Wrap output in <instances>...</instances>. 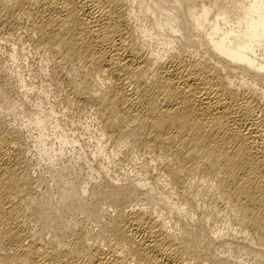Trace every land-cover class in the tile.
Here are the masks:
<instances>
[{
    "label": "bare ground",
    "instance_id": "bare-ground-1",
    "mask_svg": "<svg viewBox=\"0 0 264 264\" xmlns=\"http://www.w3.org/2000/svg\"><path fill=\"white\" fill-rule=\"evenodd\" d=\"M1 39L0 264H264V0H0Z\"/></svg>",
    "mask_w": 264,
    "mask_h": 264
},
{
    "label": "rangeland",
    "instance_id": "rangeland-1",
    "mask_svg": "<svg viewBox=\"0 0 264 264\" xmlns=\"http://www.w3.org/2000/svg\"><path fill=\"white\" fill-rule=\"evenodd\" d=\"M7 45L8 44H5L4 41H2V39L0 40V57L1 58H5L7 55V52H8ZM42 55L43 54H41L40 51L32 50L26 62H22V61L18 62L19 76L16 79L18 81L20 80L23 81V84L26 85V88L24 89L34 88V90H36V88L44 87V86H41L40 84L46 85L48 83L47 77L41 71L42 66H44L46 63V58L45 56H42ZM21 90H22L21 88L18 89V91H21ZM14 92H15V89H14ZM32 97L31 99L33 100L34 98ZM31 99L27 100V103L23 105L24 109L26 110L32 109L33 102ZM43 105H47V102L44 101ZM54 105L60 108L59 106L61 104L54 103ZM5 115H6L5 127L9 129V131L18 130L21 133L22 142L20 143V147L24 155L25 161L29 162V167H30L29 170H30V173H32L33 177L36 175L38 176L45 175L43 169L52 167L51 161H49L51 154H47L52 151L48 150L46 146H50V144H54V146H52V149H55L56 151L59 149V147H64V148L68 147L69 149L70 145L60 146V144L58 143V146H56V140H54V138L56 137L54 136V138H52L51 134L47 139L44 140L43 142L45 143L44 148H40L42 144L41 145L38 144V141L40 140V138H39L37 131L32 126H27V122L24 118L21 119L20 117H17V112H15L13 109L8 112H5ZM83 119L84 117H82V122H78L77 119L75 118L72 120L66 121L67 125H69V126H66V128L73 129V132L75 136L77 137L79 143H81V145L83 143L85 144V141H87V136L80 134V132L82 131L85 125V121ZM89 121L87 123H89ZM24 122H26V124H24ZM89 126H90L89 129H91L93 127L92 123H89ZM42 150H44V152H42ZM46 150H48V152H46ZM74 150L76 152L80 150V153H81L80 146L74 145ZM73 156L75 157L74 152L66 155L68 159H70ZM117 163L120 164L119 162ZM130 164L126 168H130L132 166V164L131 165ZM125 166L126 165L124 163L122 167L126 169Z\"/></svg>",
    "mask_w": 264,
    "mask_h": 264
}]
</instances>
